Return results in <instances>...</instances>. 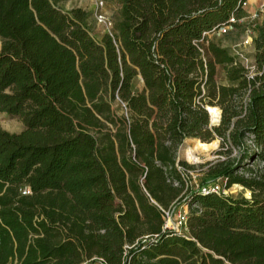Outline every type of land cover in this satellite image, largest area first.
Instances as JSON below:
<instances>
[{
    "label": "trees",
    "instance_id": "trees-1",
    "mask_svg": "<svg viewBox=\"0 0 264 264\" xmlns=\"http://www.w3.org/2000/svg\"><path fill=\"white\" fill-rule=\"evenodd\" d=\"M59 1L0 0V112L23 124L0 126V264H264V15L246 65L193 43L243 0H119L100 39ZM187 138L226 157L193 189L177 166ZM236 183L249 197L201 191ZM181 200L200 208L187 232L163 230Z\"/></svg>",
    "mask_w": 264,
    "mask_h": 264
},
{
    "label": "rangeland",
    "instance_id": "rangeland-1",
    "mask_svg": "<svg viewBox=\"0 0 264 264\" xmlns=\"http://www.w3.org/2000/svg\"><path fill=\"white\" fill-rule=\"evenodd\" d=\"M107 2L106 11L110 16L112 23L118 18V10L120 7L119 0H105ZM59 7L63 10H69L73 7H82L85 11L88 12V16L86 17V22L91 34L96 38L100 39L101 36L106 33L105 29L98 25L94 19L92 9L89 7V3L87 0H60L58 3ZM258 11L260 13V17L256 19H251L250 15L253 11ZM264 15V3L263 5L254 10H251V6L248 3L241 8L237 17L244 18V21L241 24L234 25L225 33H214L209 36L215 41L219 43L231 47L237 51H241L247 60H244L245 64H250L252 61L249 57L255 51L253 39L257 35V29L263 20ZM248 39V42H244ZM1 44V42H0ZM218 81L223 82V74L218 72L217 75ZM142 85V79L140 76H136L132 82V88L134 90L138 89ZM112 103V108L120 115L123 113L122 107L124 104L118 99L115 98ZM218 111L219 115L215 120L212 119L211 121L213 124H217L220 119L221 110L219 107L215 106ZM0 126L9 131V132H20L23 129L22 122L17 117H11L7 114L0 112ZM192 147L198 153V160L191 161L188 160L184 154V148L186 145ZM203 146H207L204 150L202 149ZM219 149V139L215 138L209 143H202L200 140L195 138H187L183 141V143L178 147L177 150V166L179 170H181L184 179L186 180V186L188 188H195L199 185L200 181L204 177V173L210 163L215 162L217 159L226 158L224 155L217 154L216 151ZM183 151V152H182ZM230 159H237L239 157V151L233 149L231 154L229 155ZM186 163L189 167L185 165H178L179 163ZM249 164L247 167L252 168L257 164V161H247ZM247 169V168H246ZM244 171V170H241ZM185 190V186L183 187ZM185 192V191H183ZM226 194L232 197H249L250 191L244 188L241 184H233L227 190ZM182 201V200H181ZM177 202V201H176ZM193 210H200L199 205L197 203L191 204L190 211ZM97 264V263H91Z\"/></svg>",
    "mask_w": 264,
    "mask_h": 264
},
{
    "label": "built area",
    "instance_id": "built-area-1",
    "mask_svg": "<svg viewBox=\"0 0 264 264\" xmlns=\"http://www.w3.org/2000/svg\"><path fill=\"white\" fill-rule=\"evenodd\" d=\"M89 3V7L92 9L94 19L98 25H101L105 32L112 35V20L110 16L108 15L106 11L107 2L105 0H87ZM247 4V0L239 1L237 7H244ZM260 17V13L256 10L253 11L250 15L251 19H256ZM244 21V18H238L235 13H231L228 20L224 23H221L217 26L212 27L210 30L203 31L201 33L200 38L194 39L193 43L195 45H199L202 43L203 39L205 37H209L210 35L214 33H225L227 32L231 27H233L235 24H241ZM245 43L248 42V39L244 41ZM235 50V49H234ZM237 54L240 55L244 60H247V58L244 57L243 53L241 51L235 50ZM244 62V61H243ZM245 64V63H244ZM248 65V64H246ZM174 185L177 183L174 182ZM225 188L221 187L219 184L214 185H208V186H202L201 191L203 193L208 192H222L226 194ZM29 189L25 187L22 190V193H28ZM191 205L188 202L177 201L173 202L168 208L161 209L163 213V230H174L179 232H187V218L188 214L190 213ZM132 245H126L127 248H130ZM90 260H94L97 264H106L103 258L101 257H93ZM88 260V261H90ZM86 262H83L82 264H85Z\"/></svg>",
    "mask_w": 264,
    "mask_h": 264
},
{
    "label": "bare ground",
    "instance_id": "bare-ground-1",
    "mask_svg": "<svg viewBox=\"0 0 264 264\" xmlns=\"http://www.w3.org/2000/svg\"><path fill=\"white\" fill-rule=\"evenodd\" d=\"M209 108H210V112H211V117H212L213 120H215V118H217L218 115H219V111H218V109L216 107H211L210 106ZM206 148H207V146H203L202 145V149L205 150ZM184 154H185V156H186V158L188 160L196 161V160L199 159L198 158V153L192 147H190L188 144L184 148Z\"/></svg>",
    "mask_w": 264,
    "mask_h": 264
},
{
    "label": "crops",
    "instance_id": "crops-1",
    "mask_svg": "<svg viewBox=\"0 0 264 264\" xmlns=\"http://www.w3.org/2000/svg\"><path fill=\"white\" fill-rule=\"evenodd\" d=\"M247 3L249 6H251V10H254L259 6L261 7L264 3V0H247Z\"/></svg>",
    "mask_w": 264,
    "mask_h": 264
},
{
    "label": "water",
    "instance_id": "water-1",
    "mask_svg": "<svg viewBox=\"0 0 264 264\" xmlns=\"http://www.w3.org/2000/svg\"><path fill=\"white\" fill-rule=\"evenodd\" d=\"M207 110H208L209 114L211 115L210 108L208 106H207Z\"/></svg>",
    "mask_w": 264,
    "mask_h": 264
}]
</instances>
